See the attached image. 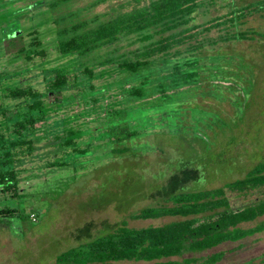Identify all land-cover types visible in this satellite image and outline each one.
I'll list each match as a JSON object with an SVG mask.
<instances>
[{
	"label": "trees",
	"instance_id": "trees-1",
	"mask_svg": "<svg viewBox=\"0 0 264 264\" xmlns=\"http://www.w3.org/2000/svg\"><path fill=\"white\" fill-rule=\"evenodd\" d=\"M134 1L130 10L95 27L85 28V23L80 22L68 29H57L51 45L57 57L51 62L54 64L40 65L39 62L29 67L43 72L42 91L22 81V84L1 86L2 81L30 71L29 68L10 76L0 74V192L10 194V200L32 195L24 189L20 191L19 186L36 179L41 180L37 184L40 195L45 193L44 187L52 184L56 198L60 197L75 181L79 170L91 168L102 160L128 156L132 150L130 140L141 133L132 124L131 111L160 108L169 104L175 95L195 89L205 80L206 75L198 70L203 58L196 57L200 44L191 42L200 25L189 26L199 1ZM253 14L264 16V0L214 18L201 32L209 34L217 30L225 46L257 41L264 38V33L241 28ZM58 22V18L53 21L55 25ZM3 28L0 25V32ZM8 36V32L3 37L0 34V48L8 54L10 46L15 48L12 59L24 54L26 63L31 65L37 59L48 57L51 47L43 46L37 30L16 38L8 39ZM131 36H140L143 43L131 52L133 58L114 57L108 51L92 66L91 54ZM210 44L216 45V42ZM184 45L186 48L181 49ZM237 57L243 58L236 52L225 51V67L234 69L232 61ZM97 67L103 69L97 71ZM78 69L81 76L75 75ZM208 72L233 85V73L214 68ZM103 77L109 78L106 85L93 83ZM109 91H115V95L106 98ZM51 96L53 101H48ZM81 104L84 106L81 110L69 113V109ZM58 113H63L62 118L49 123ZM166 116V113L160 114L159 121L164 123ZM83 118L87 121L83 122ZM36 162L43 163L25 167ZM252 195L256 197L248 202L240 205L235 202ZM167 201L170 206L144 208L131 219L179 220L146 228L123 224L58 254L53 264H217L225 252L201 258L182 257L264 231V221L251 228L241 226L264 216V155L240 179L213 189L173 193ZM14 210L6 206L0 209V215ZM175 257L181 259L171 260Z\"/></svg>",
	"mask_w": 264,
	"mask_h": 264
},
{
	"label": "rangeland",
	"instance_id": "rangeland-1",
	"mask_svg": "<svg viewBox=\"0 0 264 264\" xmlns=\"http://www.w3.org/2000/svg\"><path fill=\"white\" fill-rule=\"evenodd\" d=\"M198 1L189 26L200 25L191 42L200 44L196 57L203 58V65L198 70L203 71L204 77L206 75L205 80L195 89L175 95L161 109L131 111L132 124L141 133L130 140L132 150L129 155L102 160L91 168L79 170L73 183L69 185L65 182L69 188L60 197L56 198L52 184L44 187L45 193L40 195L41 189L37 187L39 179L19 186L20 191L24 189L33 196L24 195L10 200V194L0 192V209L6 206L15 209L13 213H7L8 216L0 215V264H53L58 254L123 224L130 228H146L179 220L170 217L134 220L131 216L144 208L170 206L167 199L173 193L213 189L240 179L262 160L264 38L225 46V40L218 37L217 30L209 34L201 32L202 27L214 18L260 0ZM134 4V0H0V25L4 27L0 32L2 37L6 32L11 39L37 30L39 38L44 41L43 46L51 47L45 60L37 59L31 65L26 63L24 54L12 59L15 48L10 46V54L0 48V74L10 76L39 62L40 65L54 64L51 62L57 57L51 45L55 42L57 29H68L71 24L80 22L85 23V28H92L122 11L130 10ZM57 18L59 22L55 25L53 21ZM244 22L242 29L264 33V16L253 14ZM213 41L216 45L210 44ZM142 44L140 36L123 38L91 54L89 57L94 60L92 66L108 51L114 57L125 55L133 58L131 52ZM185 48L186 45L181 46V49ZM225 51L243 56L232 61L234 69L225 67ZM213 68L233 73V85L230 86L228 80L224 83L225 79L217 75H210L208 71ZM29 69L2 81L1 86L23 82L42 91L43 72ZM96 69L100 71L103 68ZM75 75L81 76V70H75ZM107 79L103 77L93 83L106 85ZM112 95L115 91H109L105 96ZM48 101H53V96ZM83 107V104L73 106L69 113ZM162 113L167 114L164 123L159 121ZM62 116L63 113L55 114L48 122L59 121ZM82 121H87V118ZM42 163L27 164L25 167ZM254 197L256 195L235 202L240 205ZM108 201L111 202L105 205ZM32 214L35 215L34 221L30 219ZM263 221L264 216L241 226L251 228ZM217 252H225L217 264H264V231L182 258H201Z\"/></svg>",
	"mask_w": 264,
	"mask_h": 264
},
{
	"label": "built area",
	"instance_id": "built-area-1",
	"mask_svg": "<svg viewBox=\"0 0 264 264\" xmlns=\"http://www.w3.org/2000/svg\"><path fill=\"white\" fill-rule=\"evenodd\" d=\"M30 219L32 220V221H34L35 220V216L32 214V215H30Z\"/></svg>",
	"mask_w": 264,
	"mask_h": 264
}]
</instances>
